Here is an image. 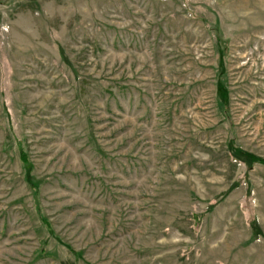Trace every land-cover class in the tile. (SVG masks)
Wrapping results in <instances>:
<instances>
[{
	"label": "rangeland",
	"instance_id": "1",
	"mask_svg": "<svg viewBox=\"0 0 264 264\" xmlns=\"http://www.w3.org/2000/svg\"><path fill=\"white\" fill-rule=\"evenodd\" d=\"M0 264H264V0H0Z\"/></svg>",
	"mask_w": 264,
	"mask_h": 264
}]
</instances>
